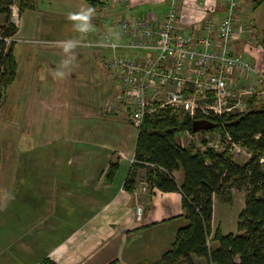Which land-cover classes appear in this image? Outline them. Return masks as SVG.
Instances as JSON below:
<instances>
[{"label": "crops", "instance_id": "obj_1", "mask_svg": "<svg viewBox=\"0 0 264 264\" xmlns=\"http://www.w3.org/2000/svg\"><path fill=\"white\" fill-rule=\"evenodd\" d=\"M177 1L176 30L190 37L204 36L205 20L216 22L224 15L225 0ZM14 2L15 79L0 101V264H44L47 258L57 264L158 260L176 229L187 221L180 191H150L148 186L142 191L148 168L132 167L137 128L119 99L120 75L104 65L103 59L113 51L96 45L104 34L119 38L118 9L104 10L85 0L92 10L76 17L78 27L75 21L70 27L57 11L40 9L36 3L34 9L19 12ZM129 2L133 12L151 14L156 25L162 24L168 0ZM27 11L50 15L40 19L35 14V22L30 23L33 37H16L21 26L15 13L21 18ZM28 21L23 20L24 25ZM82 23L86 32L80 29ZM235 28L232 52L264 75V0L257 4L238 0ZM25 38L37 42H25ZM115 53L134 55L124 48ZM229 78L240 102L254 96V104H264V79L242 70L230 73ZM173 89L172 84L159 85L153 100L164 101ZM183 94L200 105L211 102L210 96H200L191 84ZM106 102L113 110L104 112ZM176 110L190 116L187 110ZM196 133L208 134L179 132L176 140L194 149ZM115 163L108 178L110 164ZM130 169L134 185L127 190L123 183ZM172 175L180 185L181 171ZM232 191L229 203L213 195L212 230L219 207L224 212L218 214L222 223L235 226L222 232H237L240 205L234 214L230 205L235 198L240 202V190ZM137 205L143 209L139 221L135 219ZM192 259L203 261L196 256Z\"/></svg>", "mask_w": 264, "mask_h": 264}, {"label": "trees", "instance_id": "obj_2", "mask_svg": "<svg viewBox=\"0 0 264 264\" xmlns=\"http://www.w3.org/2000/svg\"><path fill=\"white\" fill-rule=\"evenodd\" d=\"M34 1L18 0V11L34 9ZM254 1L257 4L261 0ZM12 5L13 0H0V101L3 90L15 79L13 40H8L17 30ZM252 97L245 110L235 113L197 112L188 116L182 110L164 106L143 117L137 127L132 167L147 166L146 185L150 191L157 188L182 193V215L187 223L176 229L172 243L158 260L138 264H195L192 256L204 259L207 264H264V163L259 161L264 155V104H254ZM196 120L210 126L194 131L192 123ZM197 131L221 139L228 134L250 155L240 163L233 160L229 143L222 141L219 150L209 147L196 150L192 146L183 147L176 140L179 132ZM116 165L110 164L108 178ZM178 170L183 178L180 185L172 175ZM133 176L130 169L123 183L125 189H133ZM232 189L244 191L237 232L223 233L219 225L212 230V197L216 195L229 203ZM43 263L57 264L48 258Z\"/></svg>", "mask_w": 264, "mask_h": 264}, {"label": "built area", "instance_id": "obj_3", "mask_svg": "<svg viewBox=\"0 0 264 264\" xmlns=\"http://www.w3.org/2000/svg\"><path fill=\"white\" fill-rule=\"evenodd\" d=\"M91 1L100 4L104 10L118 9L120 14L117 18L119 38L104 34L96 45L113 51L112 55L103 59L104 65L120 75L122 91L119 99L125 102L123 110L130 113L136 128L145 115H151L164 106L182 108L190 116H195L198 110L203 115L243 111L246 102H240L239 93L230 85V73L242 70L257 74L260 81L264 79L263 74L232 52L238 0H225L223 17L216 22L205 20L203 27L206 34L195 38L176 30L175 20L179 16L177 0H168L161 25L153 22L151 14L133 12L129 0ZM84 24L80 25V29L86 32ZM119 48L131 50L134 55H118L115 50ZM165 84H172L174 88L168 97L162 102L150 99L149 95H156L159 85ZM187 84H191L200 96H210L211 102L200 105L192 98H185L183 90ZM222 141L229 143L232 154L248 151L232 141L228 134L222 139L217 135L206 136L202 142L204 148L219 150ZM259 161L264 163V155ZM146 188L147 185H143L142 191ZM142 212V206L137 205L136 221L141 220Z\"/></svg>", "mask_w": 264, "mask_h": 264}, {"label": "rangeland", "instance_id": "obj_4", "mask_svg": "<svg viewBox=\"0 0 264 264\" xmlns=\"http://www.w3.org/2000/svg\"><path fill=\"white\" fill-rule=\"evenodd\" d=\"M15 2L14 3H17V0H14ZM39 4V8L40 9H45V8H48L52 11H57L58 13H60L59 15H61V17L63 18L64 22L66 24H68L70 27H73V23L75 21V25H77V22H76V17L78 15H86L88 13H90V11L92 10V8L85 2V0H81V1H77V0H35L34 1V4L36 5ZM12 11L15 10L17 8H15V6L12 5ZM55 9V10H53ZM35 13H29V11L25 12L21 18L18 17V14L15 13V20L20 24V31L17 32L18 34H16V37L19 36H24L26 38H30V37H33L31 36L32 31H31V25L30 23L31 22H35ZM37 16H40V19L42 18H45L46 16L50 15L49 13L46 14V13H39L36 14ZM54 15V14H53ZM25 19H29L28 21V25H24L23 23V20ZM24 25V29H22V26ZM78 27V25H77ZM23 39V41L25 42H30L32 39ZM14 40H16V38H13ZM58 39H63V38H57ZM18 40V39H17ZM47 46H57V47H60V48H67V47H63V46H60L58 44H55V43H47ZM120 87V86H119ZM4 91V90H3ZM4 93V92H3ZM150 99H153L155 97H153L152 95H149ZM166 99V97H165ZM106 105H104L103 109H104V112H109L113 109H110V105H108V102L105 103ZM109 106V107H108ZM199 112V111H198ZM203 115L202 112H199ZM209 114V113H208ZM131 121V120H130ZM206 136H210L209 133L208 134H203V133H196V135L194 136V145L195 148L198 150H203L204 147H203V142L202 140L206 137ZM250 155V153L245 152V153H239V154H233V160L236 161V162H243L247 159V157ZM233 191H236V189H232ZM232 191V192H233ZM243 196H244V191L240 190V202H238L235 198V200L231 203V210L234 214V211L237 210V208L239 207L240 205V209L238 211H241L242 209V201H243ZM221 208L219 207H216L215 208V212H214V220H213V227H217L218 225H220V229L223 231H229V230H232L235 226L229 222V223H222V221L220 220V217H218V214L221 216L224 212L223 210L220 211ZM222 212V213H221ZM218 219V220H217ZM217 220V221H216ZM234 220H235V217H234ZM221 222V223H220ZM161 257V256H160ZM202 263H198L196 262L195 264H207L205 262L204 259H202Z\"/></svg>", "mask_w": 264, "mask_h": 264}, {"label": "water", "instance_id": "obj_5", "mask_svg": "<svg viewBox=\"0 0 264 264\" xmlns=\"http://www.w3.org/2000/svg\"><path fill=\"white\" fill-rule=\"evenodd\" d=\"M210 126L209 123L203 122L202 120H196L192 123V129L194 131L196 130H201V129H206Z\"/></svg>", "mask_w": 264, "mask_h": 264}]
</instances>
